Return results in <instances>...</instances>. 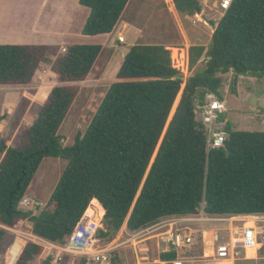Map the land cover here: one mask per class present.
Listing matches in <instances>:
<instances>
[{"label":"trees","instance_id":"trees-1","mask_svg":"<svg viewBox=\"0 0 264 264\" xmlns=\"http://www.w3.org/2000/svg\"><path fill=\"white\" fill-rule=\"evenodd\" d=\"M78 1L89 8L82 33L91 36L112 32L129 2ZM170 1L184 15L199 9L197 0ZM57 47L1 43L0 85L29 83ZM101 50L98 43L66 46L51 66L59 83L25 128L22 142L13 147L0 140V223L12 227L24 215L19 202L45 157L67 164L48 201L28 219L34 235L53 243H64L93 199L104 209V229L97 235L108 240L124 223L136 232L201 210L209 216L264 215V131L238 130L228 122L224 147L208 150L207 131L195 111L208 92L224 99L223 74L264 78V0H231L208 47H190L189 63L204 55L206 64L188 77L149 170L182 83L171 52L160 44L130 47L85 131L72 145L62 143L59 129L79 92L75 82L86 79ZM10 235L0 227V244L9 239L10 245ZM41 249L28 241L18 264H27ZM160 257L173 259L177 253ZM112 264L125 263L114 257Z\"/></svg>","mask_w":264,"mask_h":264},{"label":"rangeland","instance_id":"rangeland-1","mask_svg":"<svg viewBox=\"0 0 264 264\" xmlns=\"http://www.w3.org/2000/svg\"><path fill=\"white\" fill-rule=\"evenodd\" d=\"M197 1L201 13L184 15L178 12L170 0H129L121 19L110 35L75 39L76 43H98L102 45V50L86 79L75 82L79 92L59 129L63 145H72L76 135L85 131L110 84L115 81L117 71L130 47L135 44H160L171 52L172 64L184 78L150 161L149 170L180 103L188 77L195 71L201 70L206 64L205 58L202 60L204 57L202 55L201 61L189 63V69L186 68V62L182 65L186 56L184 46L190 44L194 46L199 42L208 47L214 30L213 25H217L226 10L221 6L223 0ZM41 2L42 0H0V44L9 39L28 36V30L24 32V20L39 11ZM64 46L66 48V45ZM65 48L57 47L56 55H48L29 83L0 85V140L3 139L7 146L15 147L22 142L25 128L35 119L52 87L59 83L51 66L57 55L63 53ZM231 72L222 75L224 84L221 93L224 92V100L228 108L225 112L226 117L235 129L264 131V78L249 74H239L242 75L239 77L238 74ZM225 84L226 88L223 90ZM2 156L3 154L0 153V160ZM66 164V159L45 157L20 200L19 209L24 213L31 211L35 214L38 207H43ZM28 217L26 215L19 217L12 227L0 223L1 228L10 231L11 239L16 234H23L32 238L27 240L25 245L28 241H33L42 246L38 256L27 264H112L114 257H118L125 264H139L144 261L140 258V249H149L151 261L160 255L158 247L152 243L154 237L144 234L145 228L136 232L127 230L126 233V223H124L112 240L96 234L97 241L93 248L98 251L96 255L102 251L103 256L96 259L95 255L94 257L90 255L87 260L68 250V237L63 244H59L34 235ZM94 219L100 222L97 232L99 229H104L103 216L99 220L96 217ZM8 241L9 239L0 244L2 249L0 264H6ZM260 256L264 257V246ZM18 260L15 264H18ZM240 264H256V260L241 261Z\"/></svg>","mask_w":264,"mask_h":264},{"label":"built area","instance_id":"built-area-1","mask_svg":"<svg viewBox=\"0 0 264 264\" xmlns=\"http://www.w3.org/2000/svg\"><path fill=\"white\" fill-rule=\"evenodd\" d=\"M231 0H223L221 6L228 8ZM189 69V56L184 57ZM188 58V60H187ZM172 61V59H171ZM173 65V64H172ZM174 67V65H173ZM176 68V67H174ZM196 113L207 131V149L224 147L227 138L225 121L221 117L226 111V103L215 93L208 92L201 102L196 104ZM189 222L221 223L220 228L227 233L205 229L191 228ZM261 222L262 225L258 224ZM99 224L93 214H83L75 229L67 239L68 250L77 253L87 260L90 255L100 259L103 254L93 248L97 241L96 234ZM158 238L159 253L174 251L177 257L162 259L160 255L153 261L149 258V249H140V258L144 261L139 264H236L245 254L259 245V238H264V215H224L209 216L201 210L199 215L192 217H171L162 219L145 228V233ZM35 238V237H33ZM32 240L23 234H16L5 255L6 264H15L24 248L25 242ZM19 241H24L20 252L13 255L12 248ZM146 252V253H143ZM260 264H264V261Z\"/></svg>","mask_w":264,"mask_h":264},{"label":"crops","instance_id":"crops-1","mask_svg":"<svg viewBox=\"0 0 264 264\" xmlns=\"http://www.w3.org/2000/svg\"><path fill=\"white\" fill-rule=\"evenodd\" d=\"M39 7H40L39 11L31 14V17H29V19L24 20V24H23L25 27L24 32L28 30L29 33L28 36L26 35V36L16 37L13 40L9 39L6 40L7 42L5 43L39 44V45H50V46H58L65 48L64 45L68 46L69 44L76 43L75 39L78 38L84 39L87 36L88 37L91 36L82 33L83 26L89 15V8L80 4L78 0H42L41 5ZM79 32L81 33L79 34ZM112 32L106 34H99V35L101 36L110 35ZM99 35H94V37ZM191 46H192L191 44L189 46L188 45L184 46L186 47V49L184 48L183 50L186 52V55L187 53L189 55ZM194 46L207 47L206 45H203V43H199V42H196ZM204 58L205 57H202V60ZM199 60L201 61V58H199ZM231 73L233 74V72ZM238 76L240 77L242 75H238ZM225 88H226V84L223 90H225ZM223 93L224 92H222V94ZM222 116L225 121V124H227L228 122L231 123V121H229V118L226 117V113L223 114ZM103 215L104 214H102L101 217ZM258 224L262 225L263 223L261 224V222H259ZM188 225L194 229L199 228V230L200 229L206 230L207 228H209L207 230L218 231L220 233H227V231L224 232L222 231V229H220L224 227L221 223L189 222ZM125 232L127 233V225H125ZM153 237L154 240L152 243H155L156 247H158V238L156 239L155 236ZM263 246H264V238L260 237L259 245L254 249L253 248L250 249L245 254L246 255L245 258L238 260L236 264H240L241 261H248V260H256V264L262 263L264 261V257H261L260 253L261 250L263 249Z\"/></svg>","mask_w":264,"mask_h":264},{"label":"bare ground","instance_id":"bare-ground-1","mask_svg":"<svg viewBox=\"0 0 264 264\" xmlns=\"http://www.w3.org/2000/svg\"><path fill=\"white\" fill-rule=\"evenodd\" d=\"M86 214L87 215H92L94 214V218L96 217L97 220L100 219L101 215L103 214V207L102 205L99 204V202L96 199H93L86 209ZM99 224V222H97ZM24 245V241H19L17 245L12 248L13 255H17L19 251H17V248L22 247Z\"/></svg>","mask_w":264,"mask_h":264},{"label":"water","instance_id":"water-1","mask_svg":"<svg viewBox=\"0 0 264 264\" xmlns=\"http://www.w3.org/2000/svg\"><path fill=\"white\" fill-rule=\"evenodd\" d=\"M195 13H197V14H200L201 12H200V10L199 9H195ZM205 20H206V18L204 17V16H202ZM207 21V20H206ZM213 27H214V29H215V25H213ZM175 77L176 78H178V79H181V80H183V76L182 75H180V74H176L175 75ZM19 182H17V184H16V190L17 189H19ZM16 190H14L12 193H14V192H16ZM6 213H7V215H8V222L10 223L11 221H12V213H11V204L8 206V208H7V210H6ZM32 214V212L31 211H27V212H25L24 213V215H26V216H30Z\"/></svg>","mask_w":264,"mask_h":264}]
</instances>
